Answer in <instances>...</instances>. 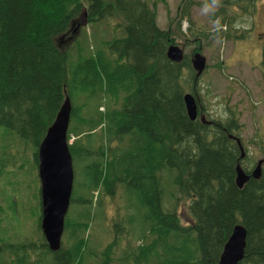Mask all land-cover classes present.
Returning <instances> with one entry per match:
<instances>
[{"label": "trees", "instance_id": "1", "mask_svg": "<svg viewBox=\"0 0 264 264\" xmlns=\"http://www.w3.org/2000/svg\"><path fill=\"white\" fill-rule=\"evenodd\" d=\"M257 2L224 0L210 18L221 27L230 18L231 25L242 24L255 16ZM155 4L0 0V170L27 145L38 166V146L68 97V149L72 163H84L88 180L73 182L55 252L40 218L30 236H9L15 226L4 214L13 210L3 204L0 264H217L236 225L246 230L238 264H264V171L242 188L235 183L238 164L248 175L255 166L242 142L241 114L227 107L225 119L203 115L191 62L196 52L184 53L180 63L168 60L174 35L158 26ZM189 5L176 23L179 34ZM217 35L230 38L229 32ZM185 94L199 107L194 121ZM181 203L186 223L178 215Z\"/></svg>", "mask_w": 264, "mask_h": 264}, {"label": "rangeland", "instance_id": "2", "mask_svg": "<svg viewBox=\"0 0 264 264\" xmlns=\"http://www.w3.org/2000/svg\"><path fill=\"white\" fill-rule=\"evenodd\" d=\"M151 1H156L158 26L162 29L169 28L174 35L172 45L182 49L188 56L194 51L206 58V70L197 82L204 107L203 115H207L210 120H222L226 118L225 109L235 107L241 114L240 122L244 129L242 142L248 146V156L254 157L256 165L258 160L264 159V66L261 65L264 45V0H257L255 16L243 18L242 24H239L240 19H237L232 25L230 18L228 24L222 27L218 25L219 20L211 19V16L223 6L224 0ZM188 1V17H183L180 25L182 34H179L176 31V23L185 12ZM233 27L238 29L237 32ZM199 29L206 33V38L200 35ZM241 31L247 35L245 39L239 35ZM218 32H229L230 38L226 40L224 36L217 35ZM90 106L94 110L95 103L91 102ZM255 135L260 136L261 141L256 140ZM92 137L96 138V135ZM72 169L73 182L75 180L77 185H84L88 181L84 163L75 160ZM0 171H3L0 177V208L5 204L11 205L13 210L12 216L9 209L4 214L5 221L11 218L15 226L9 236L16 237L17 232L19 239L28 237L33 231L32 228L37 227L41 217L40 182L33 160V148L27 145L25 151L14 155L12 163ZM75 191L78 195L81 194V187ZM113 201L110 200L107 207L110 215L116 213ZM181 204L178 215L181 223H186V203ZM17 221L19 223L15 224ZM7 241L11 242L8 236ZM118 251L121 254V250ZM119 254L117 259L122 257Z\"/></svg>", "mask_w": 264, "mask_h": 264}, {"label": "water", "instance_id": "3", "mask_svg": "<svg viewBox=\"0 0 264 264\" xmlns=\"http://www.w3.org/2000/svg\"><path fill=\"white\" fill-rule=\"evenodd\" d=\"M81 24H84V20ZM166 57L173 63L183 60V52L177 46L170 45ZM192 65L196 77L200 76L205 67L206 59L199 53L192 57ZM183 102L186 114L191 121L198 116V107L191 94H185ZM71 113V103L66 97L56 114L53 123L48 127L37 150L38 178L40 182L41 217L40 228L49 251H58L64 231V219L70 204L73 185L72 158L68 149L67 130ZM205 123L204 116H200ZM240 149V158L245 155L239 139H235ZM264 159H260L250 175L246 174L238 164L235 168V183L238 188L249 180L259 179ZM246 230L242 225L234 226L226 241L217 264H238L244 255Z\"/></svg>", "mask_w": 264, "mask_h": 264}, {"label": "bare ground", "instance_id": "4", "mask_svg": "<svg viewBox=\"0 0 264 264\" xmlns=\"http://www.w3.org/2000/svg\"><path fill=\"white\" fill-rule=\"evenodd\" d=\"M77 51V50H76ZM139 152V151H138ZM157 166H159V165H157ZM158 168V167H157ZM158 171V170H157ZM154 181V180H153ZM191 188V187H190Z\"/></svg>", "mask_w": 264, "mask_h": 264}]
</instances>
